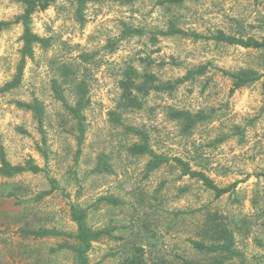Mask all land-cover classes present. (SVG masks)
<instances>
[{"label":"rangeland","instance_id":"obj_1","mask_svg":"<svg viewBox=\"0 0 264 264\" xmlns=\"http://www.w3.org/2000/svg\"><path fill=\"white\" fill-rule=\"evenodd\" d=\"M109 2L123 7L138 0L101 3ZM203 2L187 0L178 5L156 0L166 19L154 24L142 22L140 27L121 20L125 32L140 30L139 36L147 37V43L140 49L144 55L136 67L126 65L119 72L107 75L101 71L93 75L88 66L95 62L94 50L78 51L89 43L94 27L89 24L87 33L80 31L84 16L79 20L75 13L79 32L75 39L66 31L67 39L39 36L43 42L36 44L32 57L26 61L19 86L0 94V161L3 157L12 166L32 162L41 168L37 174L0 176V264H79L70 248L78 245L74 239L36 238L30 234L40 229L76 234L78 227L71 217L73 209L87 211L88 229L109 232L92 242L87 264H121L132 259L137 264H209L228 258L226 252L208 254L194 248L193 242L205 241L201 230L209 216L212 222L229 230L233 250L242 254L227 259L224 264H264V86L261 80L247 84L243 91H232L233 80L225 79L228 76L219 71L262 74L264 50L162 35L174 28L208 38L224 33L263 40L264 19L245 28L243 18L225 17L226 23L217 27L205 18L207 13L197 15V6ZM254 2L259 4V0ZM9 4L15 12L17 3L9 1ZM129 11L139 14V9ZM155 11L153 7L147 15ZM125 32L124 36H130ZM8 38L0 34V46ZM117 44L110 41L108 47L115 49ZM54 45L56 50L52 51ZM211 46H224L226 54L230 49L232 60L227 66L216 64L212 57L205 58L204 53ZM22 50L11 61L16 68L9 69L4 86L15 78ZM77 57L82 64L75 62ZM204 66H208L205 75L188 77L190 71ZM129 67L142 77L153 74L157 83L170 89L152 91L145 97L140 94L137 102L141 108L123 110L119 106L120 82ZM33 69L38 70L36 76L32 75ZM81 81L87 89L88 103L82 113L85 133L79 146L77 122L56 97V89L69 106H75L77 85ZM185 84L188 86L182 87ZM117 89L119 101L113 95ZM217 89L237 105L235 116L219 130L207 128L219 109L227 107L223 104L218 107ZM172 94H195L203 100V106L164 104V98L171 100ZM34 102L43 109L41 119L19 106ZM175 112H195L193 127L186 130L187 120H176ZM157 119L160 123H153ZM197 125L213 136L203 148L216 150L225 145L222 151L228 155L222 157V163L210 167L209 163L192 162L198 157L188 155L184 145L191 136L200 134ZM129 127L148 135L154 153L183 159L194 170L206 173L219 187L234 182H240L239 185L234 192L216 200L200 181L182 176L174 163L149 171L151 157L130 151L141 139L128 131ZM228 141H232L231 147ZM98 166L101 170L95 171ZM185 178L189 182L175 188ZM174 188L181 195L174 194ZM48 191L52 193L39 199L40 194ZM183 194L189 195L183 198ZM103 198L118 203L113 205Z\"/></svg>","mask_w":264,"mask_h":264},{"label":"clouds","instance_id":"obj_2","mask_svg":"<svg viewBox=\"0 0 264 264\" xmlns=\"http://www.w3.org/2000/svg\"><path fill=\"white\" fill-rule=\"evenodd\" d=\"M79 6L77 0H50L46 9L41 10L40 6L37 5L34 11L29 12L28 3L25 0H18V3L15 5L17 10L14 12L13 6L9 4V0H0V34L9 37L5 44L0 46V88L8 82L10 75L9 69L15 71L16 65L11 61L20 55L21 50L25 48L26 41L24 37L26 31L30 30L32 35H38L40 37L52 36L67 39V36L64 35L66 31L68 35L73 36V39H75V36L79 35L75 20L76 9ZM153 7L156 8V11L151 16L147 15ZM129 9H139V14L132 13ZM206 13L207 15H205ZM197 15H205V18L212 20L213 23L217 24V27L226 23L225 17L231 18L236 16L238 19L243 18L244 26L247 28L248 24L259 23L260 19H264V0H259L258 5L254 0H204L202 6H197ZM25 16L28 19L27 23ZM83 16L85 19L81 23L83 28L80 31L87 33L89 24H93L94 27L91 33V40L78 51L89 52L94 50L97 53L95 55V62L88 65L92 68L93 75L97 71L105 72V75L111 72H119L126 65L136 67L140 57L144 55L140 49L147 43V37L139 35L124 36L125 29L120 23L121 20L134 27H140L142 22L154 24L166 19L164 9L157 6L156 0H138L137 3L128 4L123 7L119 3H100L94 2V0H86ZM37 20L39 23H37ZM61 25H63V28L59 27ZM20 29H23V31H18ZM48 29H51V31H48ZM21 36L23 37L22 39L20 38ZM110 41L118 42L115 49H109L108 45ZM37 45L33 47V51ZM149 48H151V45H149ZM55 50L56 45L53 46L52 51ZM228 52L229 54H226L224 46L219 48L211 46L208 47L204 56L205 58H214L216 64L227 66L232 60L230 49ZM160 55H163V53ZM29 56L23 53L25 61L29 59ZM183 58L181 54V59ZM75 62L78 64L83 63L78 57ZM37 71L33 69L32 75L36 76ZM116 79H119V76ZM225 79L239 81L240 77L238 73H230V76ZM187 86L185 84L182 87ZM245 87L247 85L242 84L237 91H243ZM217 91L219 92L217 97L218 107L221 104L227 105V107L219 109L216 113V118L207 124L208 129L219 130L222 125L226 124L235 116L237 111V105L229 99L226 93L219 89ZM113 95L119 101L120 90L117 89ZM133 95H137V93L133 91ZM206 95L207 93H205ZM172 96L173 98L171 100L165 97L163 103H182L192 104L194 106L199 104L203 106V100L196 97L195 94L192 96H177L172 94ZM192 114L195 115V112ZM153 123H160V121L157 119ZM197 131L200 134L191 136L184 145L187 148L188 155L198 157V159H194L192 162L199 164L209 163L210 167L213 163H222V157L228 155V153L222 151L225 145H221L220 149L216 150L203 148L202 145L207 144L209 140L213 139V136H209L204 131H201L199 125H197ZM228 146H232V141H228ZM198 149L200 150L199 153L197 151ZM232 155H235V153H232ZM2 166L3 162L0 161V167ZM188 182L185 178L179 181L175 185V188H179ZM175 188L173 190L174 194L181 195L175 192ZM187 195L189 194H183V198H186Z\"/></svg>","mask_w":264,"mask_h":264},{"label":"trees","instance_id":"obj_3","mask_svg":"<svg viewBox=\"0 0 264 264\" xmlns=\"http://www.w3.org/2000/svg\"><path fill=\"white\" fill-rule=\"evenodd\" d=\"M9 1L18 3V0H9ZM106 1H114V0H94V2H100V3ZM128 1H133V0H128ZM185 1L187 0H167L168 3H173L178 5ZM25 2L28 3L29 5L28 11L31 12L35 10L37 5L40 6L41 10L46 9L48 7L50 0H25ZM77 2L79 3L80 6L76 10L77 11L76 16L79 20H82L83 10L86 6V0H77ZM25 20L27 23L28 22L27 16H25ZM125 34L140 35L142 34V31L128 29L126 30ZM162 35L164 36L179 35L182 37H191L195 40H200V39L213 40L216 43L226 44L229 46H239L244 49L264 50V39L258 40L254 37L237 38V37L225 35L224 33H219L217 36L213 38H208L197 34H189L183 30L174 29V28H171L168 32L162 33ZM24 39L26 41V45L25 48L22 50V58L18 66L17 74L13 79V81H11L9 84H7L6 86L0 89V94L10 91L19 86V84L22 81L24 68L26 64V61L23 58V53L30 55L29 58L32 57L33 47L36 44H40L43 42V40L39 36L32 35L30 30L26 31ZM207 71H208V66H204L197 70L190 71L188 73V77L205 75ZM219 71H222L224 75L228 77L230 76L229 72H225L223 70H219ZM239 77H240L239 81L233 80L234 87L232 91H235L238 88H240L242 84L247 85L249 83H253L255 81H261V80L264 86V73L255 74L250 72L247 74H241L239 75ZM77 88H78V92H77L78 100L75 106H69L66 103L65 98L60 94L58 89H56V97L65 104L67 111L77 122V127L80 135L78 144L80 146L83 143L84 133H85L84 116L82 113L84 109L87 107L88 100H86L87 89L85 83L81 81L77 85ZM120 88L122 90V95L119 106L123 110L141 108V103L139 101L137 102V100L139 99L138 95L140 94L143 97H145L149 95L152 91L161 92L170 89L169 86H165L164 84L157 83V78L153 74H145V76L142 77L137 73V71L133 67H129L125 71L124 78L120 82ZM133 91H135L137 95H133ZM19 106L25 108L26 110L32 111L38 119H41L43 109L38 102H34L32 104L20 103ZM173 116H175L176 120L179 119L187 120L188 124L186 126V130H190L193 127L194 122L196 121L195 117H193L192 114L188 112H175ZM127 129L128 131L134 133L141 139V143L134 144L133 147H131L130 151L136 155H148L151 157V160L148 163L149 171L157 170L161 168L163 165L170 164V162L174 163L176 167L180 169L182 176L200 181L207 190L213 192L216 200L220 199L226 194L234 192L240 183V182H234L228 187H219L210 177L207 176L206 173H204L203 171L194 170L190 166V164L188 162H185L183 159L178 157H174V158L166 157L154 153L149 147L148 135L144 133L142 130L132 127H129ZM1 161L3 162V166L0 167V176L2 177L13 178L16 176L23 175L25 173L37 174L41 171V168L32 162L27 163L25 166H12L3 157ZM100 170H101L100 166H98L95 169V171H100ZM50 193H52V191L43 192L42 194H40L39 199H42L43 197L49 195ZM103 200L108 201L113 205L118 203L117 200L110 198H103ZM71 217L78 227L76 234H67L55 229L53 230L40 229L38 231H33L30 234H32L36 238L65 237L69 239H74L78 243V245L71 246L70 248L72 249V251L75 252L79 264H87L88 263L87 253L91 249L92 242L99 240L102 236L108 234L109 232L107 230L93 231L88 229L86 226V218H87L86 210L80 211L77 209H73L71 213ZM201 233H202L201 235L204 236L206 242L205 241L193 242L194 248L197 251L208 254L211 253L216 254V253H224V252L229 253L228 258L214 261L209 264H224V262L227 259H231L236 255H242L240 252H235L233 250L234 242L229 230L226 228H222L220 225H218L215 222H212L210 216L207 217L205 226L202 228ZM137 263L138 262L135 259H132V260H126L121 264H137ZM184 264H194V263L185 262Z\"/></svg>","mask_w":264,"mask_h":264}]
</instances>
